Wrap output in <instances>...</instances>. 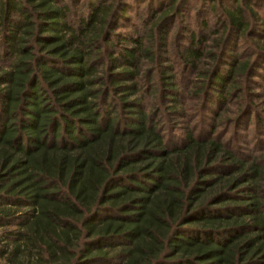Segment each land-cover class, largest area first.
Listing matches in <instances>:
<instances>
[{"label":"trees","instance_id":"1","mask_svg":"<svg viewBox=\"0 0 264 264\" xmlns=\"http://www.w3.org/2000/svg\"><path fill=\"white\" fill-rule=\"evenodd\" d=\"M78 1L0 0V264H264V148L241 153L216 127L167 142L137 93L186 0H133L152 14L135 38L114 34L127 0L89 4L75 27ZM202 1L229 2L223 31L236 43L264 6ZM107 51L112 87L97 77ZM203 58L222 60L197 44L183 55L195 71ZM230 59L224 73L198 71L218 104L250 71ZM162 79L176 108L174 77Z\"/></svg>","mask_w":264,"mask_h":264},{"label":"rangeland","instance_id":"2","mask_svg":"<svg viewBox=\"0 0 264 264\" xmlns=\"http://www.w3.org/2000/svg\"><path fill=\"white\" fill-rule=\"evenodd\" d=\"M97 1L99 0H79L71 5L74 14L71 21L75 27L78 26L80 16L88 11L89 4ZM127 2L130 3L132 12L126 15L127 19L120 22V28L114 34H126L134 38L142 36L145 34L142 22L146 19V23H149L147 19L152 14L143 5L139 8L133 0ZM229 6L228 2L224 6H216L214 10L209 3L202 0H186L180 5L179 10L171 14V20L166 22L169 27L168 40L165 49L158 50L161 59L155 65L143 63L137 82V93L143 100L142 106L146 112L164 130L167 142L176 143L184 136V131L189 129L196 136L202 137L216 127L214 135L230 142V147L244 154L255 155L264 148V6L257 10L259 23L256 25L254 22L247 37L238 43L227 37L223 31L224 13ZM134 29L139 33L135 35ZM221 38L226 41L221 48H216L215 41ZM191 39L195 45L191 44ZM112 41L115 42L113 51L117 53L120 45L114 36ZM196 44L200 52L216 54L222 60L212 64L211 60L203 58L195 71L186 65L183 55L188 47L196 48ZM113 51L103 53L105 64L97 73V77L103 79L102 84L106 87H112L108 59ZM233 56L240 63L249 61L250 71L247 75L236 78L241 92L236 91L230 96L225 92L227 99L218 104L215 99L216 92L205 87V83L199 80L198 71L222 69L221 72L224 73L229 68L230 57ZM167 75L174 77V89L180 103L176 108H172L171 103L163 98L169 95L163 92L162 85V77ZM110 97V104L116 106L112 90ZM106 108V102L101 103V109ZM174 110L178 113L171 114Z\"/></svg>","mask_w":264,"mask_h":264}]
</instances>
